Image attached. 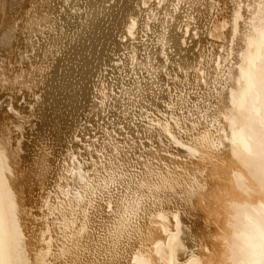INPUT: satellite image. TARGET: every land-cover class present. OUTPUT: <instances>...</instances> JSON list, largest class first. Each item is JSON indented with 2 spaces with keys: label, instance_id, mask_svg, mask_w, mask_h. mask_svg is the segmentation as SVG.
Returning a JSON list of instances; mask_svg holds the SVG:
<instances>
[{
  "label": "bare ground",
  "instance_id": "6f19581e",
  "mask_svg": "<svg viewBox=\"0 0 264 264\" xmlns=\"http://www.w3.org/2000/svg\"><path fill=\"white\" fill-rule=\"evenodd\" d=\"M0 264H264V0H0Z\"/></svg>",
  "mask_w": 264,
  "mask_h": 264
}]
</instances>
